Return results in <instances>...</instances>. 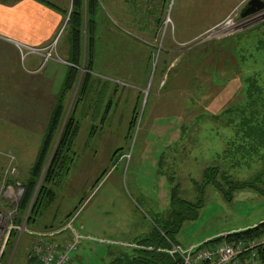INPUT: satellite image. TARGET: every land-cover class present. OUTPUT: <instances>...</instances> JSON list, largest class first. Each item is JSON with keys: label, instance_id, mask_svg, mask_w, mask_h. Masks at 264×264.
<instances>
[{"label": "rangeland", "instance_id": "rangeland-1", "mask_svg": "<svg viewBox=\"0 0 264 264\" xmlns=\"http://www.w3.org/2000/svg\"><path fill=\"white\" fill-rule=\"evenodd\" d=\"M34 1L60 16L73 6L72 0ZM241 1L98 0L102 12L96 17L95 50L88 56L85 32L78 79L67 94L66 117L40 179L41 183L73 113L80 129L72 146V165L60 184L52 186L55 201L36 223L42 233L55 230L64 237L68 220L79 211L74 227L84 240L69 264H110L112 252L130 253L132 244L164 229L167 221L174 229L180 218H185L183 225L171 238L181 246L264 220V177L229 168L223 153L232 129L211 117L244 100L243 76L264 74V19L252 24L247 18L253 15L240 19L251 0ZM229 21L247 22L229 31L225 27ZM67 36L64 25L42 46L16 44L25 47L24 53L19 50L23 61L31 54L49 59L44 70L28 77L36 84L47 83V94L59 92L67 77L71 65ZM85 76L89 84L81 93ZM36 95L30 106L21 104V111L36 114L33 119L15 113L14 105L0 109L18 120L17 127L30 130H21L23 137L16 132L12 143L0 139L1 193L9 178L12 183L21 182L20 176L30 177L41 151L44 136L35 132L43 133L38 125L53 100ZM14 164H21V171L17 167L12 175L9 167ZM212 168L219 170L217 184L224 189L248 186L227 193L217 190L208 182ZM173 197L202 208L186 204L178 210ZM18 203L0 200V264H24L33 245L26 221L18 227L12 223ZM175 211L180 213L177 219ZM196 211V219L190 220ZM14 230L18 238L9 248L6 239ZM77 255L82 262L75 261Z\"/></svg>", "mask_w": 264, "mask_h": 264}, {"label": "trees", "instance_id": "trees-1", "mask_svg": "<svg viewBox=\"0 0 264 264\" xmlns=\"http://www.w3.org/2000/svg\"><path fill=\"white\" fill-rule=\"evenodd\" d=\"M72 3L71 11H66V14L63 15L68 35V55L71 59L69 61L71 65L68 67L67 77L53 108L44 140H42L43 144L40 148L39 156L32 167L30 177L22 183L24 193L22 198L18 200L17 211L13 216L14 218L12 217V223L15 227L22 226L25 221L28 227L38 222L37 218L41 217L55 201L56 194L52 186L60 184L66 170H68L72 165L71 162H73L72 146L75 145L76 138L78 137L80 124L74 114L71 113L62 131V136L52 162L44 175L43 181L40 183L43 169L49 156V150L54 144L55 137H58L62 123L66 117L65 100L67 94L73 91L78 79L77 65L80 66L86 47L84 44V34L86 32L88 56H93L96 42L95 33L98 26L96 17L99 11L100 13L102 12L98 9V7L100 8L98 0H72ZM261 25L263 27L264 22ZM91 63H93L92 57L89 59V66H92ZM243 77L244 100L226 107L222 113L211 117L218 122L221 121V126L232 129L233 135L226 141V148L223 153V161L230 164L229 168L237 170L241 174L246 172V175L249 176L252 173L254 176L264 177V74L259 77ZM88 84L89 77L85 76L81 86V93L85 91L84 88L88 87ZM79 100L80 98L76 103H79ZM212 170L208 182L212 183L217 190L227 193L229 190L233 192L236 189H244L248 186L247 184H238L228 190L224 189L222 185L217 184L219 170L214 168ZM10 179L8 180L9 182ZM11 182L15 183L12 180ZM39 183L41 187L35 196L36 186ZM203 194L204 192L200 193V200H202ZM172 204L176 205L175 208L179 206V210L185 209L186 204H190L194 209L200 210L202 208L200 203L195 207L188 202L176 201L174 197ZM30 206H32V209L27 216ZM194 211L192 210V212ZM197 212H195L193 218L190 220L196 219ZM175 215L177 216H175V219L180 217V213H177V211H175ZM184 220L185 218H180L178 225L174 229H172V223L167 222L165 228L155 231L151 238L133 244L134 246H132L130 253L118 252L110 264H177L175 259L166 253V250L173 246L172 234L178 232L182 225L181 221ZM15 236L18 238L17 230L12 231L10 238L7 240L9 248L13 245ZM227 239L230 242L239 240L261 242L257 247V251L261 262L264 264V222L258 224V226L234 233ZM222 240L220 238L216 241ZM159 250H164V252Z\"/></svg>", "mask_w": 264, "mask_h": 264}, {"label": "crops", "instance_id": "crops-1", "mask_svg": "<svg viewBox=\"0 0 264 264\" xmlns=\"http://www.w3.org/2000/svg\"><path fill=\"white\" fill-rule=\"evenodd\" d=\"M244 1L245 0H242L241 3ZM64 23L65 22L63 16H60L55 11H52L51 9L45 7L44 5L40 4L37 1L0 0V42H2V44H0L2 45L0 48V91L1 93H4V97H1V93H0V109L3 106L14 105L11 109L15 113H18L19 111H21V108H23L21 107V104L22 105L28 104L30 106L32 99L36 98L37 93H39V97L41 98L45 97L46 99L48 97L49 99L53 100L51 105L48 106L45 120L43 122L40 121L38 125V127L40 128L39 130L41 129L44 130L43 133H40L39 131L35 132L36 134H39L41 137L45 136L46 134L45 132L47 130L53 108L56 104L57 97L63 86V83L59 92L55 91L54 93L47 94V91L45 90L46 88L44 86L47 85V83H45L44 85L42 83L36 84L28 80V77H31L32 73L39 74L42 70H44L46 67L45 65L47 63L44 64L45 62L44 56H42L41 54H31V56H28L23 61V59L21 58L19 48L16 46V44L24 43L34 46H42L47 41L51 40L55 36V34L59 32V30L63 27ZM16 105H19L20 107H17ZM22 113L24 114V117L27 118L28 120L33 119L32 116L36 115V114L31 115V113L21 111L20 116L23 115ZM6 115H7L6 113L0 110V139L3 138L5 142L12 143L11 138H13L14 135H17L16 132H19L18 135L25 134L22 133L21 130L24 131L29 130V127L28 126L27 127L22 126V128L17 127V123L15 122H17L18 120H15V118ZM21 137H23V135ZM4 149H8V147L5 146ZM17 167L21 171V164H19V166ZM20 171H19V176H20ZM27 179L28 178H24V177L22 178L20 176L21 182L16 181L14 184L5 183L3 185L4 190H6V188H9V190L12 191L13 193V198L1 197V192H0V198H2L0 200L2 201L4 199H9L11 201L12 200L17 201L21 199L22 196L21 197L19 196V188L20 187L23 188L22 183H24ZM3 186L1 188H3ZM23 193H24V188H23ZM181 201L187 202L182 199ZM176 209L179 210V206L176 207ZM6 218L8 217L6 216ZM167 222L172 223V221H167ZM263 222L264 220L260 221V223L258 224H261ZM256 225L257 224L255 223L251 226H247L237 230H231L225 233H219L215 235H207L203 241H206L217 235L245 230L251 227H255ZM29 228L31 230L29 229L28 233L31 235V237L34 238L33 240L34 242L36 241L35 234L41 233L42 229L37 228L36 223L34 225H31ZM9 229L11 230V226L9 227ZM44 231H49V230L45 229ZM176 235L177 233L172 234V236L175 237ZM152 236L153 234L152 235L150 234L148 238H151ZM33 242L32 244H34ZM201 242L202 241L196 244H199ZM104 243L105 242H101V244ZM172 245L186 248L193 246L195 244H191L188 246H181L179 243L177 244L175 240H173ZM117 253L118 251L112 252V255H114V259ZM27 255H28V251L25 256L24 264H27ZM74 259L75 261L76 260H79L81 262L83 261V258H81L78 255Z\"/></svg>", "mask_w": 264, "mask_h": 264}, {"label": "built area", "instance_id": "built-area-1", "mask_svg": "<svg viewBox=\"0 0 264 264\" xmlns=\"http://www.w3.org/2000/svg\"><path fill=\"white\" fill-rule=\"evenodd\" d=\"M261 1L264 2V0ZM261 19H264V10L247 18L250 24ZM242 22L245 23L247 21ZM23 48L25 47H19L21 53L23 52ZM26 51L29 54L34 53V49L31 48ZM48 60V58L45 59V61ZM10 159L14 160L16 157L10 156ZM9 168L12 175H14L16 171L18 172L17 164ZM22 194L23 188L20 187L19 196L21 197ZM1 197L13 198V193L9 188L4 190L3 186ZM78 215L79 211L68 220L65 229L68 232L66 237L59 236L56 231L35 234L37 242L30 248L27 255V264H69L74 254L79 249V242L84 240V237L74 227ZM2 216L3 213L0 211V229ZM12 228L13 226H11V229ZM237 232L217 235L204 242L186 248L173 245L170 249L166 250V253L175 259L177 264H263L257 251V247L260 245L259 242L244 240L230 242V240L227 239ZM220 238L223 240L217 242L216 240ZM159 251L164 252V250Z\"/></svg>", "mask_w": 264, "mask_h": 264}, {"label": "water", "instance_id": "water-1", "mask_svg": "<svg viewBox=\"0 0 264 264\" xmlns=\"http://www.w3.org/2000/svg\"><path fill=\"white\" fill-rule=\"evenodd\" d=\"M262 10H264V2L260 0H251L247 3L244 11L242 12L240 16V19H244Z\"/></svg>", "mask_w": 264, "mask_h": 264}, {"label": "bare ground", "instance_id": "bare-ground-1", "mask_svg": "<svg viewBox=\"0 0 264 264\" xmlns=\"http://www.w3.org/2000/svg\"><path fill=\"white\" fill-rule=\"evenodd\" d=\"M261 1V0H260ZM230 23H232V25L230 24ZM229 24V25H228ZM241 24H243V22H239V23H237L236 24V22H232V21H229V22H227L226 24H225V27H227L226 29L227 30H229V29H231V28H233V27H235L236 29H240V28H238V26L239 25H241ZM231 26V27H230ZM230 31V30H229Z\"/></svg>", "mask_w": 264, "mask_h": 264}]
</instances>
